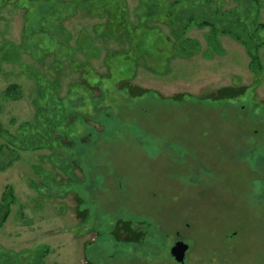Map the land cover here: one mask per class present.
<instances>
[{
	"label": "rangeland",
	"instance_id": "374dc122",
	"mask_svg": "<svg viewBox=\"0 0 264 264\" xmlns=\"http://www.w3.org/2000/svg\"><path fill=\"white\" fill-rule=\"evenodd\" d=\"M178 241L264 264V0H0V260Z\"/></svg>",
	"mask_w": 264,
	"mask_h": 264
},
{
	"label": "water",
	"instance_id": "95a60500",
	"mask_svg": "<svg viewBox=\"0 0 264 264\" xmlns=\"http://www.w3.org/2000/svg\"><path fill=\"white\" fill-rule=\"evenodd\" d=\"M188 251L189 246L183 241H178L171 249V256L177 263L183 264L186 260V255Z\"/></svg>",
	"mask_w": 264,
	"mask_h": 264
},
{
	"label": "trees",
	"instance_id": "16d2710c",
	"mask_svg": "<svg viewBox=\"0 0 264 264\" xmlns=\"http://www.w3.org/2000/svg\"><path fill=\"white\" fill-rule=\"evenodd\" d=\"M5 198H6V196H4V200H5ZM5 258V257H4ZM6 259V263L4 262V261H1L0 260V264H10L9 262L12 260H9V259H7V258H5ZM12 262V261H11ZM35 262V261H34ZM13 263V262H12Z\"/></svg>",
	"mask_w": 264,
	"mask_h": 264
}]
</instances>
